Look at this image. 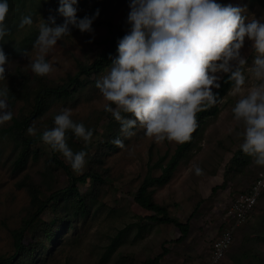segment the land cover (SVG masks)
Returning <instances> with one entry per match:
<instances>
[{
  "label": "rangeland",
  "instance_id": "rangeland-1",
  "mask_svg": "<svg viewBox=\"0 0 264 264\" xmlns=\"http://www.w3.org/2000/svg\"><path fill=\"white\" fill-rule=\"evenodd\" d=\"M217 2L245 9L243 15L249 20L264 22V7L258 0ZM8 3L10 10L5 23L11 32L4 38L8 42L2 47L9 63L5 65L6 79H0V88L13 73H23L31 80L37 77L39 80L45 78L46 81L62 83L69 75H74L82 63H91L98 58L106 39L129 30L126 20L130 0H79V18L92 16L97 9L100 11L93 23L94 33H81L73 28L71 36L58 41L46 57L53 65L52 72L40 78L26 67L29 57L24 56L23 51L27 50L35 58L33 45L40 25L47 22L50 15L55 16L57 24H62L64 18L55 12L56 0H15ZM23 16H31L34 23L31 27L18 29ZM241 54L247 60L241 93L234 92L233 81L219 102L218 112L206 117L192 148L179 162L170 180L153 187L155 200L165 204L169 212L181 221H190V230L181 241L176 240L180 231L174 224L156 223L144 218L146 210L136 204L132 195L148 174L161 173L162 169L156 166L157 161L164 156L163 162L166 163L179 143L167 140L156 143L139 126L122 131L121 124L111 113L109 116L103 113L104 105L109 102L104 100L96 82L107 74L112 63L100 71L82 76L85 84L73 99L53 100L44 113L49 117L47 122L39 121L42 117L36 118L37 122L31 126L37 130L36 135L29 134L27 130L26 136L40 137V131L49 127V120L63 109L70 108L72 119L88 121L93 127L90 141L93 147L100 145L106 152L93 158L88 152L90 142L82 140L80 144L71 137H66L68 146L73 152L86 147V163L82 171L88 170L94 162V167L105 175L106 182L97 188V195L89 202L88 212L73 215L60 228L57 236L44 249L43 257L20 264H143L144 259L162 251L163 243L170 250L160 264H202L213 240L223 229L220 224L232 198L248 189L258 172L264 169L242 151L243 125L234 119L232 111L237 100L257 83L249 71L255 53L247 38ZM236 67L233 62V70ZM226 74H216L220 77L219 84ZM5 103L7 107L0 110V256L11 255L15 250L13 231L21 226L30 211V188L38 186L43 190L69 183L63 169L54 171L53 165L47 167L46 156L51 148L45 144L33 145L40 153L37 159L31 155L24 166H14L19 144L7 137L4 129L13 122L14 116L19 115L24 101L18 100L12 105L6 97ZM123 115L131 118L130 114ZM196 167L203 170L202 175L195 174ZM92 181L88 178L79 186L85 191ZM50 191H46L47 194ZM197 204L198 211L191 216ZM46 222L63 224V220L55 215V210L47 208L27 234L36 225ZM112 243L115 245L110 248ZM219 264H264V191L248 220L236 228L234 241Z\"/></svg>",
  "mask_w": 264,
  "mask_h": 264
},
{
  "label": "clouds",
  "instance_id": "clouds-1",
  "mask_svg": "<svg viewBox=\"0 0 264 264\" xmlns=\"http://www.w3.org/2000/svg\"><path fill=\"white\" fill-rule=\"evenodd\" d=\"M78 3L59 0L56 11L64 18L63 23L57 24L55 16L50 15L39 27L33 45L35 58L23 51L29 57L26 67L35 75L44 77L52 72L53 65L46 57L58 41L71 36L73 28L94 33L99 9L92 16L79 18ZM129 8V30L118 40V56L96 82L109 102L104 105L105 111L121 124L122 131L139 126L156 143L190 141L197 128V113L218 103L219 96L213 92V88H220L217 73H230L234 92L241 93L247 65L241 49L247 38L255 53L249 71L257 83L237 100L232 111L234 119L243 125L242 151L256 165L264 166V22L249 20L243 15L245 9L217 0H130ZM9 10L8 0H0V79H6L5 65L9 63L2 47L11 32L5 23ZM33 23L31 16H23L18 29ZM8 91L7 87L0 89V110L7 107ZM71 115L70 108L63 109L54 117L55 126L43 131L41 140L79 174L86 163V152H73L66 133L71 130L88 143L93 132L83 123L74 122ZM36 131L28 128L31 135ZM202 173L200 167L195 168L197 176Z\"/></svg>",
  "mask_w": 264,
  "mask_h": 264
},
{
  "label": "trees",
  "instance_id": "trees-1",
  "mask_svg": "<svg viewBox=\"0 0 264 264\" xmlns=\"http://www.w3.org/2000/svg\"><path fill=\"white\" fill-rule=\"evenodd\" d=\"M9 1L15 0H8V2ZM258 1H260L264 7V0ZM58 7L59 0H56L55 8L58 9ZM55 12L57 15H59L57 11ZM126 32L127 31L120 34L119 36L114 35L113 37L106 39L104 41L105 45L102 49V52L100 53V56L91 63H82L79 67V70L74 75H69V77L62 83L46 81L45 78L39 80L37 77L34 80H31L23 73H13L7 78L5 84H3L0 89L4 87L9 89L7 98L9 99L10 103L15 105L18 100L24 101L19 115L14 116L13 122L6 129H4L8 135L7 137L14 139L19 144L17 151L18 153L14 160V166L16 168L24 166L31 155L35 159L38 158L40 153L37 148L33 147V145L37 143L44 144L41 140L43 131L46 129H51L54 126V118H52V120L48 121L49 127L40 131V137L29 138L26 136V132L29 127L35 125L34 122H37L36 118L42 117L39 119V121L47 122L49 117L45 116L44 113L53 100L73 99L78 95L80 87L85 84V80L82 76L88 72L91 73V71H100L105 66L112 63L113 59L118 56V40L122 38ZM230 75V73H227L221 80L220 88L213 91L219 96L218 103L214 106H209L205 110L197 113V128L192 133L191 140L182 144L179 143L174 153L170 156L166 163L163 162L164 156H162L156 163V166L162 169L161 173L148 174L139 184L137 189L132 193L136 204L146 210V213L143 216L144 218L150 219L156 223L174 224L178 227L180 235L177 237V241L183 240L188 234L190 230V221H181L179 218L169 212L165 204L155 200L153 187L164 185L170 180L173 171L179 162L192 148V145L198 136L203 123L206 120V117L214 115L218 112L221 98L228 92L233 84V81L230 79ZM103 113L107 116L110 114L105 110ZM73 121L76 123H83L85 127L92 130L94 134L93 127L91 126L90 122L79 119H73ZM110 121L113 122L112 120ZM66 137L75 138L77 143L80 144L83 142L82 139L77 138L71 130L67 131ZM90 143V145L88 144V152L92 154L91 157L96 158L100 156V153L102 154L106 152L105 149L103 150L100 145L93 147V142ZM81 151L86 152V147L81 148ZM97 152L99 153L97 154ZM60 155V153L54 152L51 149L46 156L47 167L51 168L53 165V168L55 169H53L54 171L63 169L69 177V183L62 187L56 186V188L49 186L43 190L38 186L30 188L32 195L30 211L23 219L21 226L13 231L15 250L11 255L0 256V264H20L24 262L38 261L40 257H43L44 249L48 243H50V241L57 236L60 228L67 224L73 215H76L77 213L85 214L88 212V208L90 206L89 202L97 195V188L106 182L105 175L94 167V162L91 163L88 170L84 169V171L77 174L73 171L71 166L66 164ZM88 178H92L93 181L89 185L88 189L83 191L79 185L86 182ZM48 190H51L49 194L46 192ZM47 208H53L55 210V215L63 220V224L55 225L53 222L38 224L28 235L27 232L31 225L36 223L38 217ZM198 208L199 205L197 204L192 211L191 216H194L197 213ZM250 214H252V212L249 213L248 218L250 217ZM226 224L227 222L223 221L220 226L224 229ZM27 236L28 238H26ZM114 245L115 244L112 243L110 248H113ZM169 250V247L163 243L162 251L153 257L144 259L143 264H160V260L165 256V254L169 252ZM211 252L212 245L209 248L207 255L202 260L203 262L209 258ZM101 261L104 262L105 257L102 258Z\"/></svg>",
  "mask_w": 264,
  "mask_h": 264
},
{
  "label": "built area",
  "instance_id": "built-area-1",
  "mask_svg": "<svg viewBox=\"0 0 264 264\" xmlns=\"http://www.w3.org/2000/svg\"><path fill=\"white\" fill-rule=\"evenodd\" d=\"M263 191L264 169L258 172L248 189L233 197L224 215V221L227 224L221 231V234L212 243V252L209 258L202 264H219L234 239L236 228L246 222L249 213L253 211Z\"/></svg>",
  "mask_w": 264,
  "mask_h": 264
}]
</instances>
